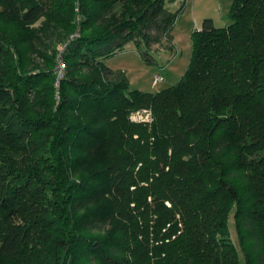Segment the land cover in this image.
<instances>
[{"label":"trees","instance_id":"trees-1","mask_svg":"<svg viewBox=\"0 0 264 264\" xmlns=\"http://www.w3.org/2000/svg\"><path fill=\"white\" fill-rule=\"evenodd\" d=\"M167 2L0 0V264H264V0L131 89L106 60L172 49Z\"/></svg>","mask_w":264,"mask_h":264},{"label":"rangeland","instance_id":"rangeland-1","mask_svg":"<svg viewBox=\"0 0 264 264\" xmlns=\"http://www.w3.org/2000/svg\"><path fill=\"white\" fill-rule=\"evenodd\" d=\"M167 1L168 10L178 12L171 32L172 49H164L167 46L162 43L154 44V51H146L147 48H138L132 42L106 60L110 69L126 74L131 89L157 93L174 86L189 67L193 53L192 34L202 26L203 20L211 18L217 27H227L233 23L230 12L234 0H179L176 5L172 0ZM142 52L148 53V61L143 59ZM62 68V64H59L60 73H63ZM158 75L162 81L154 85V78ZM229 228L231 238L240 251L233 214L229 219ZM240 255L243 261L241 251Z\"/></svg>","mask_w":264,"mask_h":264},{"label":"built area","instance_id":"built-area-1","mask_svg":"<svg viewBox=\"0 0 264 264\" xmlns=\"http://www.w3.org/2000/svg\"><path fill=\"white\" fill-rule=\"evenodd\" d=\"M62 67H63V65H62ZM161 81H162V77L158 75L154 78L153 83H154V85H157ZM131 120L134 122L152 123L153 114H152L151 110L143 109V110H140L136 113H133L131 115Z\"/></svg>","mask_w":264,"mask_h":264},{"label":"crops","instance_id":"crops-1","mask_svg":"<svg viewBox=\"0 0 264 264\" xmlns=\"http://www.w3.org/2000/svg\"><path fill=\"white\" fill-rule=\"evenodd\" d=\"M173 3L176 5L179 0H172ZM220 1V0H219Z\"/></svg>","mask_w":264,"mask_h":264}]
</instances>
